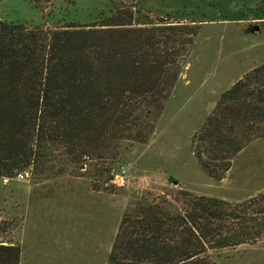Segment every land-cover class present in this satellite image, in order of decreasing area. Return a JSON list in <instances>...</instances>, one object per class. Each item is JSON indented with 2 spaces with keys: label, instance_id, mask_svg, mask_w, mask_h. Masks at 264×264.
I'll list each match as a JSON object with an SVG mask.
<instances>
[{
  "label": "trees",
  "instance_id": "1",
  "mask_svg": "<svg viewBox=\"0 0 264 264\" xmlns=\"http://www.w3.org/2000/svg\"><path fill=\"white\" fill-rule=\"evenodd\" d=\"M27 1L40 8L51 0ZM109 1L111 11L89 23L44 28L0 19V177L41 173L62 160L99 188L120 156L153 132L200 24L138 20L141 0ZM258 138L264 64L220 94L192 135V154L221 180ZM172 197L141 198L124 210L106 264H217L209 250L264 236V191L230 202L177 187ZM20 255L18 245L0 243V264H19Z\"/></svg>",
  "mask_w": 264,
  "mask_h": 264
},
{
  "label": "rangeland",
  "instance_id": "2",
  "mask_svg": "<svg viewBox=\"0 0 264 264\" xmlns=\"http://www.w3.org/2000/svg\"><path fill=\"white\" fill-rule=\"evenodd\" d=\"M260 3L140 1L138 20L168 17L200 24L179 78L153 132L120 156L112 178L101 187L83 168L62 160L48 162L41 173L0 177V243L20 247L19 264H106L124 210L141 198L172 199L177 187L230 202L264 191V138L238 152L221 180L205 174L191 146L193 133L220 94L245 72L264 64ZM111 9L109 0H51L40 8L27 0H0V19L54 28L89 23ZM208 255L217 264H264V236L209 250Z\"/></svg>",
  "mask_w": 264,
  "mask_h": 264
},
{
  "label": "built area",
  "instance_id": "3",
  "mask_svg": "<svg viewBox=\"0 0 264 264\" xmlns=\"http://www.w3.org/2000/svg\"><path fill=\"white\" fill-rule=\"evenodd\" d=\"M28 173L26 172V173H20V174H18V177H20V178H22V177H24V175H27Z\"/></svg>",
  "mask_w": 264,
  "mask_h": 264
},
{
  "label": "water",
  "instance_id": "4",
  "mask_svg": "<svg viewBox=\"0 0 264 264\" xmlns=\"http://www.w3.org/2000/svg\"><path fill=\"white\" fill-rule=\"evenodd\" d=\"M258 28H259V27H257V26L255 27L256 30H257Z\"/></svg>",
  "mask_w": 264,
  "mask_h": 264
}]
</instances>
